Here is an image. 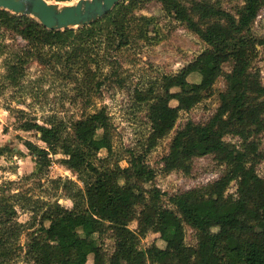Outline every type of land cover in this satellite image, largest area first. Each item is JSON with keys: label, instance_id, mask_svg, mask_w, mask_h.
<instances>
[{"label": "trees", "instance_id": "obj_1", "mask_svg": "<svg viewBox=\"0 0 264 264\" xmlns=\"http://www.w3.org/2000/svg\"><path fill=\"white\" fill-rule=\"evenodd\" d=\"M147 1L120 0L89 25L63 30L47 29L28 15L0 9V65L4 69L0 87L20 86L31 60L42 65L60 63L69 72L74 70L73 75L83 74L84 82L78 78L75 82L87 96L97 95L109 78L121 85L116 55L132 43L130 24L135 9ZM156 1L168 17L197 35L206 47L178 73L164 76L161 84L153 82L135 92L137 104L146 106L150 126L141 152L128 149L127 158L116 153L104 108L74 122L51 114L41 123L13 109L18 129L34 132L44 144L23 140L34 159L30 175L41 178L49 168L50 155L61 153V163L76 173L81 186L70 180L59 183L72 202L66 208L58 202H19L18 193L0 185V264H11L18 257L25 228L30 237L24 249L28 264H86L89 255L92 264H106L98 239L107 231L114 240L113 262L124 257L133 264H264V216L259 214L264 209V178L256 170L264 159L260 150L264 84L253 66L264 40L251 32L264 0H241L234 13L210 0ZM139 20L136 37L150 41L147 25L152 20L144 16ZM17 39L24 45L14 49ZM105 68L109 74L93 87L91 82ZM194 76L198 79L191 81ZM219 78L225 87L218 93L216 111L204 123L186 121L172 137L166 158H173V168L185 175L190 174L193 159L207 155L225 169L216 180L164 201V193L152 185L156 173L146 163V155L174 129L180 112L213 94ZM170 82L179 88L176 106L170 105ZM80 124L87 128L84 139L74 134ZM227 136L239 141L228 142ZM101 151L104 157H99ZM9 152H13L9 145L0 146V156ZM124 157L127 165L122 167L119 162ZM233 182L236 189L228 193ZM191 201L194 207L189 206ZM17 207L38 216V226L20 223ZM134 221L133 230L129 225ZM185 225L195 231L194 246L185 243ZM260 225L263 229L258 231ZM148 233L159 234L165 244L163 257L150 248L139 249ZM41 244L48 248L46 253L40 251Z\"/></svg>", "mask_w": 264, "mask_h": 264}, {"label": "rangeland", "instance_id": "obj_2", "mask_svg": "<svg viewBox=\"0 0 264 264\" xmlns=\"http://www.w3.org/2000/svg\"><path fill=\"white\" fill-rule=\"evenodd\" d=\"M210 1L218 2L224 10L231 13H234L236 6L242 4L241 0ZM74 2L75 0H72L62 2V4ZM139 6L134 12L135 20H132L130 24L132 43L116 55L120 64L118 77L121 85L114 78H109L101 86L97 95L87 96L85 92L82 94L78 91V87L81 86L75 82V78L80 79V83L84 82L83 74L73 75L74 70L69 72L63 65L53 61V64L42 65L38 61L31 60L25 67V76L20 86L0 87L2 91L0 93V146L9 145L13 149V152L0 156V185L10 189L12 193H18L20 195L19 202L27 200L58 202L66 208H71L72 202L67 198L59 183L65 180L76 182L78 186H81V183L78 181L76 173L61 163L63 158L61 153L50 155L49 168L41 178L30 175L35 168L34 159L23 145V140H30L39 146H44V144L38 140V135L34 132H24L18 129L13 109L23 110L26 117L36 118L41 123L51 114L74 122L81 120L87 114L104 108L112 124L114 149L116 153L127 158L128 149L135 152L142 151L150 128L146 106L137 104L134 97L135 92L146 90L153 82L161 84L164 76H173L178 73L206 47L197 35L168 17L156 0H149ZM141 16L152 20L147 25L148 37L152 38L150 41L136 37L137 27L141 24L139 20ZM251 32L256 38L264 40V7L259 11L251 27ZM154 36L158 38H154ZM21 45H24V42L17 39L13 48L17 49ZM0 63H2V59H0ZM253 66L254 69L259 70L261 82L264 84V44L258 47ZM228 69L229 67L226 66L225 70ZM3 72L4 69L0 65V74ZM204 72L207 74L206 70ZM108 74L109 72L105 68L104 73L100 74V77L96 76L91 85L94 87L97 80H101ZM197 79L194 76L191 81ZM167 87L170 105L176 106L179 88L175 82H170ZM224 87L223 79L219 78L214 84L213 94L203 99L191 110L180 112L174 129L147 153L145 161L156 173L152 185L164 193L162 196L164 201L175 193L206 185L223 173L225 166L219 164L211 155L193 159L189 175L174 169V159L166 157L172 137L186 121L204 123L216 111L219 104L218 93ZM74 134L76 138L84 139L87 135V128L80 124L76 127ZM260 138V150L264 154V134ZM225 140L232 143L239 141L237 137L232 136L225 137ZM104 156L105 151H101L99 157ZM125 157L119 162L122 167L127 165ZM256 170L258 175L264 178V159L257 164ZM130 184L133 182L131 181ZM148 186L147 184L146 187L148 188ZM235 189L236 185L233 182L227 192L232 193ZM189 206L194 207L195 201L189 202ZM259 214L264 216V209L259 210ZM17 220L26 226H34V228L39 223L38 216L35 217L30 210H22L19 207H17ZM129 227L133 230L136 229V222H131ZM262 229V225L257 227L258 231ZM28 231L27 228L23 230L19 239L23 249L11 264H28L24 259V249L30 240ZM87 240L90 239L87 238ZM196 241L195 231L185 225V243L194 246ZM98 243L105 253L106 264H133L124 257L116 262L111 261L114 240L110 231L99 237ZM164 246V242L156 233H148L139 243V249L150 248L154 254L161 257L164 256ZM39 249L42 253L48 251V248L43 244ZM92 261V255H89L86 264H92Z\"/></svg>", "mask_w": 264, "mask_h": 264}, {"label": "water", "instance_id": "obj_3", "mask_svg": "<svg viewBox=\"0 0 264 264\" xmlns=\"http://www.w3.org/2000/svg\"><path fill=\"white\" fill-rule=\"evenodd\" d=\"M120 0H75L71 4L51 0H0V9L28 15L51 30L89 25L107 14Z\"/></svg>", "mask_w": 264, "mask_h": 264}]
</instances>
